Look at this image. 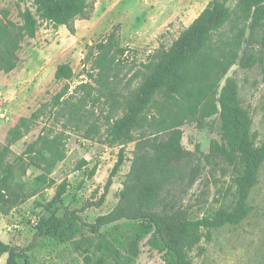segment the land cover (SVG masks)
<instances>
[{
  "label": "rangeland",
  "instance_id": "obj_1",
  "mask_svg": "<svg viewBox=\"0 0 264 264\" xmlns=\"http://www.w3.org/2000/svg\"><path fill=\"white\" fill-rule=\"evenodd\" d=\"M212 1L90 0L72 32L49 20L39 0H0V30L12 31L17 63L0 70V264H170L150 207H180L196 219L235 206L231 168L206 158L223 135L221 113L169 130L156 125L155 107L135 109L133 102L155 52L173 48ZM240 3L229 1L230 21L245 23ZM28 10L38 23L35 37L21 36ZM259 15L254 21L250 14L243 34L228 21L213 35L241 34L243 64L230 68L222 86L229 79L238 86L258 146L264 8ZM111 36L115 71L99 84L97 45ZM61 64L70 65L71 78H56ZM158 142L173 149L149 168L145 158ZM248 204L239 224L195 229L192 264H264V162ZM121 211L128 218L96 227Z\"/></svg>",
  "mask_w": 264,
  "mask_h": 264
},
{
  "label": "trees",
  "instance_id": "obj_2",
  "mask_svg": "<svg viewBox=\"0 0 264 264\" xmlns=\"http://www.w3.org/2000/svg\"><path fill=\"white\" fill-rule=\"evenodd\" d=\"M229 1L213 0L181 34L173 48L156 51L146 65L151 74L147 76V81L140 84L138 94L134 95V108L141 109L149 104L155 107L156 125L163 129L172 130L186 120L211 116L217 112L221 113L225 125L221 140L213 143L206 158L209 164L223 162L231 168L230 189L234 188L235 206L232 209L220 207L209 215L196 219L190 218L188 211L180 207L169 209L163 204L149 209L159 244L167 251L170 264H192L187 255V248L198 241L197 235L194 234L195 229L239 224L247 218L250 211L248 197L258 182L260 168L264 162V142L258 146L253 140L251 119L241 104L238 86H235L231 79L222 86L223 77L230 68L239 61L243 64L238 47L240 32L226 37L221 31L218 40L213 37L214 32H218L230 21L232 9ZM39 2L42 13L49 20L57 25H67L72 32L75 19L83 16L90 5V0ZM262 3L261 0H241V17L247 15V19L245 23L239 18L231 19L230 23L242 34L245 33L244 28L248 27L250 14L254 13V21L258 16L261 17L259 14L264 8ZM22 17L21 36L35 37L38 27L36 18L29 10L25 11ZM239 24H243L242 28ZM262 26L264 28V23ZM12 37V31L0 30V70L11 71L17 66ZM257 40L264 46V29ZM97 48L100 53L93 65L94 69L99 70L97 82L101 84L115 71L112 63L116 56L110 53L114 49L113 36L108 41L99 43ZM72 76L69 64H61L56 71L58 80ZM61 96L62 93L58 98ZM125 118L130 119L127 115ZM155 147L154 154L145 158L149 168L152 163H160L162 155L173 149L172 145L167 146L163 142H158ZM60 158L63 159L64 155ZM223 170L227 171L224 168ZM141 214L140 212L135 216L139 217ZM122 218H128L125 211L103 217L96 227L100 229ZM185 233H189V237H186Z\"/></svg>",
  "mask_w": 264,
  "mask_h": 264
}]
</instances>
